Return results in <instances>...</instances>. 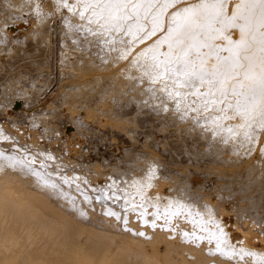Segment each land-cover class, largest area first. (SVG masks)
Wrapping results in <instances>:
<instances>
[{"label": "bare ground", "instance_id": "6f19581e", "mask_svg": "<svg viewBox=\"0 0 264 264\" xmlns=\"http://www.w3.org/2000/svg\"><path fill=\"white\" fill-rule=\"evenodd\" d=\"M211 2L212 0H208L209 4H211ZM238 2L239 0H231L229 5L225 8V12L228 15H231L232 12L235 11V4ZM135 3H136L135 8H133L132 4H128L124 6L117 5V4H112V5L90 4L89 6L85 7V4L82 2V0H79V2L78 0H67L68 6L66 7L64 0H0V51L4 52V54L6 55V56L4 55L5 56L4 59L6 61L9 59L8 61H10V63L8 64H11L12 67H17V69H19L22 64H27L26 66H29L28 69L31 68L30 64L31 63L33 64L34 59H35V58L32 59V56H34L33 54L35 53V50L39 52L38 56H40V54L46 55L45 53L46 50H44L43 48V47H46L48 50L51 51V53L49 52L50 53L49 55L51 56H49V60H48L49 64L46 63L42 65L41 68L43 70H46L45 72H47L50 76L52 75L53 65L55 66V69H57L58 71L59 66L61 67V62L74 63L72 59H69L67 57L69 54L67 55L63 53L62 48H66L67 50L69 49L73 50L76 48L75 47L76 42L73 40L74 41L73 44L67 43L66 42L67 40L66 41L63 40L62 34L66 32V30H68L70 33H73L74 32L73 25L75 24L76 21H79V22L81 21L82 24H84L85 26L89 28H93L94 30L96 26H98L100 27L99 33L101 36L100 37L101 40L106 41L105 39H107L108 44H106V46L101 45V43L103 42L99 41L100 42L99 44L101 46L100 47H98L99 45L98 46L94 45V46L98 47V50H101V51L100 52L98 51V53H95L97 55H93V56L86 55V57L83 56V58L88 59V61H85L86 63L83 64L80 67V69H77V70L73 69V70H76L79 76L83 78V81H80V86H84L87 89L91 87V90L92 89L94 90L92 83L101 84V81H103L105 84L104 86H102L103 88L101 90V94L104 95V97L106 95H112L115 92H118L119 97L124 100V96L128 95L130 97V100L131 98L134 99L135 103L141 104V102L143 101L148 102L149 103V105L147 106L148 111L153 113V118H148L149 115L147 116V118H145L144 116L142 117L140 114L139 116L140 118L138 119L142 120L141 117L143 118V123L141 124L139 123L141 121L138 122L136 121L137 119H134V115L136 113H139V111H137L138 110L137 106L132 103H131L132 105H130L129 107H132L133 109H130L125 104L126 108H129V109L123 112L122 108L124 106L123 107L121 106L122 111L120 114L117 113L115 115L116 116L115 118H110V117L106 118V115L103 118L96 117V115H94L93 113V109L91 108L92 106L91 104H90L91 106L89 107L87 105L86 106L83 105L85 110L82 114L80 111V115L78 117H74V115L70 117L73 123H76L78 125L85 124L89 126V124L92 123V122L89 123V121L93 120V117H94V125L96 126L97 124V126H99V129L106 128L117 134V132L120 133V131H118V128L120 129L121 126H122L121 128L123 127L125 128L124 124H128L130 122L132 123L133 121V122H137L136 124L137 127L135 129L133 127L130 130L131 127L129 126L130 127L129 130L130 131L133 130L135 132L134 134H137V133L139 134L140 132H144V135H145L144 136L145 138L143 137L144 142L140 144L141 149L139 148L140 146H135L137 148H135L134 146H130L128 148L125 147V149L121 147L124 150H127L129 148L130 149L128 152L126 151L127 154L125 156L123 155V157H119L121 156V154L117 155L119 157L118 160H120L118 162L117 161L113 162V160L115 159L113 157H116L114 156L116 153H114V150H113V148L115 147H112V148L109 147L110 149L113 150V153H114V155L112 156L113 160H109L104 157L102 159L101 158L93 159V157H91L92 160L91 159L87 160L85 159V156H84L85 161H82V163H79L78 161L75 160L77 163L76 164L77 166L81 164L80 166H82V169L85 168L86 170V171L84 170L85 172L82 170L84 173H82V171L79 172L78 169L80 168V166L79 168H76L75 167L76 165H74L75 163L71 161L73 159L70 157L73 155L72 153L75 152L74 150L75 147L73 149L72 146L74 145V143L71 146L72 142L68 140L71 138L69 136L70 134L69 135L65 134L66 136L70 138L65 137V139L68 138L66 139L68 141L64 143V146L62 148L60 147L61 149L59 152L60 155H58V153L55 151H58L59 149L57 150L56 149L57 146L55 147L53 143L55 144L56 142L59 143L58 142L59 140L56 142L51 141L53 142L52 144L48 142L49 144L53 145V147H55L54 148L55 151H53L50 146L49 147L51 149L50 148L44 149V146L43 148L42 147L38 148V146L41 143L39 144L40 140L38 141V137L35 136V133L33 130L29 129L28 131L29 132L30 130L33 131L34 135L32 133H29L27 134V136H25L23 140L21 139V137L23 136L24 132L23 134H21L20 132L21 135L19 134V137L22 140L21 142H23L21 143V145L24 144L25 146H27L26 144H28L32 147V150L30 149V152L28 150V152L26 151L27 153L22 152L23 154H21L16 149L22 150L23 147H20L21 145L18 143L19 141L15 143V141L12 140L16 137L15 136L16 134L15 135L13 134L16 132L12 131L13 133H9V134L10 135L13 134V135L10 138H8L9 136L6 137L8 132H6L5 130L7 127L5 128L4 127L5 124L4 125L1 124L2 126L1 128H5V129L3 130L0 129V264H256V263H260V261L264 262V246L258 248V246L254 244L255 241L250 242L251 239L254 238L252 237L250 239V236L252 235L255 236V233L257 231H254L253 228H250V225L252 224L248 223V225H245V226L240 225L244 222L243 217H242L241 223L237 222L236 220V223H239L238 225L242 226L239 229L237 228L236 229L239 230L242 236H244L243 240L240 239V241H242L240 243L241 244L240 248L242 249V251L244 250L245 254L247 253L246 254L247 257L249 254V258H244L242 256L243 258L240 257L241 259L240 262L232 259V257H234L232 255H231L232 257L229 258V256L223 255L224 257H222L219 254H215V252L213 251L214 249L213 250L211 249V251L214 252V255L210 254L211 256H208L205 252L206 249L204 248V246H206V243H204V245L201 247L200 245L197 247L196 245H194L193 242L192 244L190 241H188L191 239L188 238L187 240V236H190V233H192L191 232L192 228L190 226L191 224H188V222L193 223L191 221L193 216L197 218L196 220L199 221L197 222V224L193 223L195 226L198 227L199 233L202 230H205L207 233L209 229H211L212 231L214 227H219L220 230L221 229L223 230V231L221 230L220 232V234H222V238H225L226 240H228L229 239L228 234H227L228 230L226 231L224 230L225 222L222 220L221 215H219L221 212L219 213L220 209L218 208V206H217L218 210H215L213 202H211L210 199L207 200L205 198H203L205 199L204 204L200 203L201 206L196 205V202L195 204H192V203L186 204L187 202H185L183 199L181 200L180 199L181 197L180 198L179 196L176 197V195H178V192L180 193L178 189L179 184L177 185V183L173 181V177L175 175H177V177L178 175L182 176L184 169L179 168L180 166L178 163L179 162L181 163L180 159L183 158L182 156L183 150L187 148L186 145L190 146L194 150L198 149L199 150L198 154L200 153V155L204 158L205 156L204 150L207 146L206 142H208L207 136L209 137V140L214 139V141L217 144H219L220 147H222L221 145L223 146L228 145L235 149V148H240L237 146L242 147L243 145L246 144L245 146L247 148V145L251 143L250 146L259 145L262 148H264V127L261 126L262 122H264V111H262L264 110V94H262V91L264 90L261 89V85H260L261 78L262 76H264V64H262V60H264V51L260 50L261 49L260 41L262 39L260 33L264 32V28H260L258 26V21H257V27L251 33H247V32L245 33L246 39L249 43V48L246 52H242L239 60L236 61V58L234 57L233 53L229 51H225V49L231 48L233 47V45H230L228 41L223 39L222 37L228 36L231 38V40L238 41L240 39V31L238 27L228 28V27H225L224 24L220 22H217V21L210 22V13H211L210 8L199 9L196 11L194 16L188 17V14H183V15L174 17V14L176 12L178 11L182 12L185 7H192L193 5L203 4L204 0H178V2L174 6H167V7H165L164 0H155V2H152V3H149L148 0H143V2H141V0H135ZM28 12L31 13L30 15L32 16H29V17H32V18H29L28 16L27 18L25 16H24L25 18L22 17L24 13L27 14ZM237 23L242 24L244 23V21L240 20V21H237ZM19 26H24L22 27L21 30H19V31H22L21 32L22 35H20V33L14 34L15 31H18ZM154 28H155V31H153ZM118 29L119 31L117 33L116 31ZM215 29H223L222 34L215 31ZM11 30H14V33H12L13 31ZM87 34L85 36H88ZM72 36L74 35L72 34ZM91 36H93V34H91ZM31 40L34 41L35 43L31 44L28 47L27 45L28 43H30ZM21 43L24 44V46L25 44L27 45L25 47L21 46L22 49L18 50V48L20 49V47L16 46L17 47L16 48L15 44L18 45ZM82 43H84L83 40H82ZM169 45H171V48L169 47ZM1 58H3V56L0 57V66H3V64L5 63L2 64ZM37 58L38 57H36V59ZM83 58L80 61H82ZM59 62H60V65H59ZM237 64L240 66H236ZM67 68H70V67H67ZM8 69H9V66H8ZM7 74L8 76L10 75L9 73ZM19 75L21 76V74ZM56 77H57L56 75H53V77L50 76V82H48L49 84L47 83L48 85L45 91H47L48 89H53V87L55 88V86H57L60 83V81H57V82L53 81L56 79ZM79 79L80 78H78V80L76 81H79ZM65 83H66V80H65ZM241 85H243V87H241ZM35 92H37V90ZM50 95L52 96L53 93H51ZM3 97L8 98L7 95ZM47 97H48V93H47ZM56 97H57V93H56ZM52 98H54V96ZM87 99L89 100V98ZM90 99H92V97ZM98 100H99V97H98ZM128 101L129 99L127 100V102ZM23 102H25V100ZM29 104H32V103H29ZM107 104H110V103L108 102ZM65 106L63 107L65 108ZM63 107L61 108V110H64ZM12 108L13 107H11V109ZM34 108H36L35 105H34ZM1 109H4V108H1ZM105 109H108V108L106 107ZM18 110H15V111L18 112ZM7 111H6V114L8 113ZM13 113L11 110V114ZM35 114L37 113L35 112ZM39 114H40V111L38 115ZM65 114H68V112ZM70 115H71V112H70ZM20 116H18L17 118H19ZM2 117L3 116H1L0 118ZM9 117L11 116H8V118ZM15 117L16 116H14L13 119H15ZM23 117H24V114H23ZM2 119H4V117ZM113 119L115 120L112 121ZM19 120L20 118L18 119V121ZM50 120L52 121V119ZM56 120H59V119H56ZM59 123L61 122H58V124ZM157 123H159V125L155 126ZM147 124H149V126H155V127L152 129H148ZM19 126L20 128H22L21 125ZM52 126L54 125L52 124ZM92 126L93 125H91L90 127L92 128ZM97 126L96 127L93 126L94 129L95 128L98 129ZM10 127H13V126H10ZM74 128L76 129L80 127L78 126ZM97 129L95 130L97 131ZM8 130L11 131L10 129ZM66 130L67 128L63 131H66ZM108 130L105 132H108ZM114 130H117V131H114ZM126 130H128V128ZM26 131L27 130H25V132ZM177 131L179 132L182 131L183 133L185 132L186 134L182 135V137H179V135H177L178 137H175L172 133L177 132ZM154 132L162 133L163 137L162 136L160 137H162L163 139L159 137L158 139L159 140L162 139L159 142L161 143L162 147L165 146L163 147L164 150L168 148L167 150L170 151L169 154H167L166 151L164 150L162 151H164V153L167 154L165 156H162L163 152H161L162 154L157 153L158 151L160 152V150H157L156 152V150L154 149L155 146L153 147V144L156 143L157 141H153L154 143H151V141L154 138L153 135H155ZM38 133L39 132H37V134ZM74 133L72 132V134ZM102 133L104 134V132H101V134ZM108 133L109 135L113 136L112 137L113 140L116 139L115 133H114L115 136L113 134H110L111 132H108ZM125 133L127 134V132ZM163 133L164 134L171 133V135L170 134L164 135ZM105 134L107 136V138L105 139L106 141H108V135L107 133ZM75 135L76 134H74L73 137ZM118 135H121V133ZM124 137H126V135ZM135 137L133 138L132 142L139 141L140 143L141 139L138 140ZM16 138H18V136ZM117 138L119 137L117 136ZM205 138H206V142H205ZM6 139L7 140L9 139L10 140V141L8 140L9 142L11 141L14 142V143L12 142L10 143V149L12 148L13 150L7 149L9 147L8 142H6V144H1L3 143L1 141L3 140L6 141ZM74 139H76V137ZM120 140L124 141L127 139H124L121 136ZM120 140L116 139V142L115 140L113 142H115V144L118 145L117 141L119 142ZM78 141L79 140H77L76 142ZM246 142H249V143H246ZM42 143L47 144L46 141L45 143L44 142ZM123 143L124 142H122V144ZM136 143L135 145H137ZM104 144H106V142ZM127 145L129 146V144H127L126 142V146ZM99 146L100 147H97L98 149L102 147L101 145ZM118 146L116 147L118 148ZM245 146L243 147L245 148ZM182 147H186V148L182 150ZM252 148L250 149L252 150ZM258 148L260 147H257V150L259 151ZM25 149H29V148H24L23 150L25 151ZM104 149L106 150L105 147ZM220 149H223V148H220ZM245 149H243V151ZM215 150L216 152L213 153L212 155L217 156V158L220 156H223L224 151H226L225 147L223 149L224 151L222 152L220 150H218L220 151L218 152L217 149ZM253 150L257 152L255 148ZM61 151L62 152L67 151L68 154L70 155L72 154L71 156L64 155L62 157L63 160L61 159L60 161L62 162L60 163H63L62 165H65L66 167L70 166L71 163H74L73 164L74 166L72 168L73 170L69 168L70 170L64 169L66 171L64 170L60 171L58 168L60 166H58L57 168L56 167L54 168V166L52 167L50 161L53 162L52 159L54 160L56 158L58 159V157L61 156ZM191 151L189 152H191L193 156L195 152L193 150ZM245 151H246L245 153L244 152L242 153V152H239V149H238V151L235 150L234 153H236L237 155L242 153L240 154L241 156L243 154L244 156H246V154L247 156L248 155L250 156V154L247 153V150ZM99 152L96 151L94 153H99ZM101 152L99 153V155L101 154ZM108 152L109 151H107V154ZM119 152H122V151H119ZM187 152L188 151H186V153ZM79 153L78 155L84 154V152L80 154ZM225 153H227V151ZM251 153H252L251 155L253 156L256 155V154H253L254 151H251ZM261 153L264 154V152H259L260 156H261ZM196 154H197V150H196ZM198 154H197V158H198ZM88 155H86V158H88L87 157ZM99 155H97V157H94V158H99ZM227 155H229V153ZM253 156H250V157H253ZM259 157H253V158L257 159ZM263 157L262 159L261 158L259 159L263 160L264 159ZM223 158L220 157L221 160H223ZM226 158L224 159L226 160ZM47 159L48 160L50 159V161L47 162ZM78 159L79 158H77V160ZM185 160H188V159H185ZM245 160H247V158ZM233 161H234L233 163H235V158H233ZM255 161L257 163V160ZM162 162L163 163L165 162L163 165H166V162H167V164H169L170 166L169 165H167V167L164 166L163 171L165 172H162V174H159L161 176L158 175L159 177H156L157 171H158V169L156 171V164L162 163ZM242 162L240 161L241 164ZM250 162H248V164ZM193 163L191 162L192 165H194ZM221 163L223 162H220V164ZM171 164H173L174 166L171 167ZM195 164L198 165L199 160H198V163H195ZM205 164H203L202 166H204ZM217 165L219 166V159H218ZM236 165L239 166L240 164H236ZM236 165H233L234 170L237 167ZM183 166L181 164V167ZM205 166H206V169H208L209 167L207 166H210V164L205 165ZM240 166H243V164ZM248 166L249 165H247L246 167ZM211 167L213 168V166ZM60 168L63 169L62 167ZM74 168H76L78 172ZM99 168L100 170L97 171ZM220 168H221L220 170H222L224 167H220ZM233 168L231 167L229 169L233 170ZM252 168L256 170L255 169L256 167L255 168L252 167ZM216 169H214V171ZM227 169L228 168H226L225 170L228 171ZM259 169L262 170L260 167ZM102 170L104 172H102ZM220 170H217V171L219 172ZM230 170L229 172H231ZM246 170L247 168H245V172ZM100 171L103 175L105 173L106 178H109L107 182L104 183L105 186L108 184L111 185V187H108V186L104 187V195L107 191L108 196L110 195L113 196V200L114 199L116 200L115 202L117 203V205H119V207L121 206V209L118 210L117 208H115V206H110L109 204L107 205L106 202H105L106 203L105 205L101 203V206L100 204L99 206H97V203L95 204L93 202L94 199H92V196L94 195V193L91 196V195L86 194V192L85 193L81 192L82 190H80V188H85L87 186L85 183H84L85 186L82 185L83 184L82 180L84 179V176L90 177L89 176L90 172L91 173L95 172L96 174L98 173L100 176V173H99ZM203 171H205L204 167H203ZM203 171H201L202 172L201 176H203L204 174ZM184 172H188L189 173L188 175H190L191 170L190 171L184 170ZM229 172L228 173L226 172V173L229 174ZM249 172L253 176V173H251V171ZM256 172H258V170ZM263 172L260 171L261 174H264ZM112 173L115 175V177L113 175H110ZM192 173L188 178L192 176ZM231 174H229V176ZM236 174H240L241 176L240 172H236ZM166 175L167 177L170 176L171 181L170 179L169 180L167 179ZM93 176L90 177V180L91 178H93ZM211 176L209 175V177ZM261 176L262 175H260V177ZM241 177L244 178V175ZM254 177L257 178L256 176ZM191 178L193 179V177ZM198 178L200 180V176ZM233 178L235 179L237 177L233 176ZM253 178L249 177L248 179L253 181ZM94 179H95V176H94ZM201 179H205V177ZM216 179H218V177ZM224 179H226V177ZM227 179H228V176H227ZM248 179L244 181H249ZM261 179H264V178H261ZM95 180H94V183H95ZM185 180L187 181V179ZM233 180L232 182L235 185V180L234 181ZM259 180H256V184H257V181L259 183L263 182V180L262 181L261 180L259 181ZM218 181H221L220 178ZM239 181L241 183L243 182L241 181V179H239ZM239 181H238V184H239ZM172 182H173V185L170 186ZM181 182L182 181L180 180V183ZM229 182L230 184H232L231 181ZM250 182L249 184H252ZM198 183L200 182L198 181ZM89 184H91V182H89ZM99 184L101 185V183ZM174 184H176L177 186L175 187V189L172 188L174 187ZM226 184H229V183L227 182ZM244 184H246V182H244ZM203 185L201 184V187ZM253 185L254 184H252V186ZM257 185L256 186L254 185V187L259 188L261 186V185L260 186L258 185L257 187ZM92 186H94V184ZM213 186L215 187V184ZM241 186H234L236 188H234L233 190L237 189V187L241 188ZM249 186L251 189V185ZM112 187L117 188V189L114 191ZM192 187H194V185ZM195 187H197V185ZM199 187L200 186H198V188ZM101 188L99 189L100 191H101ZM224 188H227V187H225L224 185ZM240 188L238 190H242V188L241 189ZM261 188H263V183H262ZM189 189L190 191H193V190L195 191L196 188H193V190L192 188H189ZM189 189L187 190V192L189 191ZM199 190L201 189H198L197 192ZM229 190H230V187H229ZM244 190L245 189H243L242 191ZM258 190L259 191L261 190V193H264L262 192V189H258ZM237 191L235 193L240 192V191L238 192ZM252 191H253V187H252ZM195 192L193 193L195 194ZM201 192L203 191L201 190ZM225 192H226V189H225ZM90 193L91 191H89V194ZM209 193H213V192L210 191ZM252 193L255 194L256 189H255V192L253 191ZM203 194L205 195L204 192L202 193V195ZM222 194H223L222 196H224V192ZM245 194H248L247 196H249L250 192L247 191V193L245 192ZM258 194L256 195L257 198L260 197ZM202 195H199V196H202ZM204 195L203 197H205ZM227 195H228V192H227ZM227 195L225 197L228 198L229 195L228 196ZM232 195L234 196L233 192H232ZM100 196L101 195H99L98 197ZM194 197L196 198V195ZM235 197L236 196H234V198H231V201L230 200L229 201L232 202V199L237 200L239 198V201L241 202V199H242L243 200L242 202L244 204V199H247L244 197L243 198L238 197L236 199ZM210 198H212V196ZM252 198L253 200L255 199L254 196ZM261 198L263 199V197ZM200 199L201 197L199 198V200ZM249 199L251 198L249 197ZM256 199H255V202H256ZM247 201H245L246 202L245 205H248ZM219 203L221 204V200L219 201ZM225 204H228V203L226 202ZM229 204L228 206H230L232 203L230 205ZM235 204L236 203H234L233 205L235 206ZM250 204L251 203H249L248 205L249 207H250ZM183 205L188 206V208H185L186 211H183ZM242 206H243L242 204L238 206V203H237V207L240 208ZM256 206L253 207V209L256 208ZM260 207H263V205ZM243 208L244 207H242L241 209ZM250 208L252 209V207ZM250 208H248V210ZM104 209L106 210L108 214L104 215L102 213V210ZM227 209H226V212L229 211ZM232 209H233V206H232ZM185 212L188 215H185ZM230 212L231 211H229V213ZM258 213L259 212H257V214ZM252 214H249L248 212L247 215H252ZM247 215L246 217L248 219ZM253 215L251 217L256 216V215L254 216ZM118 216L123 217L124 228L127 227L129 232L122 230V227H121V230H120V227L119 228L115 227L116 224H119V223L114 222V220H116ZM241 216H238V219H240ZM252 219L253 218H251V220ZM260 219H263V218L260 217ZM260 219H258L257 221L260 222ZM253 220L255 221V219ZM257 221H255V224L257 223ZM152 224H154V226H152ZM116 226H121V225H116ZM255 227H258L259 229V226L257 224ZM263 227H264V224H263ZM194 231L195 233H197V229H195ZM218 233L219 232H217V234ZM258 235H261V233H258ZM261 238H262L261 241H264L262 236L259 239ZM194 241L196 240L194 239ZM222 241L224 242V239L223 240L221 239V241H219L218 243ZM207 242L212 244L214 241L209 240ZM229 242L231 241L229 240ZM229 242L227 241V247L226 245H224L227 248L226 250L229 249L228 248ZM238 242H237V245L236 243L234 244L238 246L239 244ZM201 244H203V242ZM220 244L222 245L224 243H220ZM232 244L230 243V245ZM235 245L234 247H236ZM232 246H230L231 248L229 250L233 249ZM214 247L215 245L211 248H214ZM216 247H217V253H218L219 247L218 246ZM222 248L220 247V249ZM240 248L237 247V251ZM223 249L225 250V248ZM229 250L226 252L229 253ZM208 251L210 252L209 249ZM232 251L236 252V250L235 251L232 250ZM232 251H230V253H232ZM239 252L241 253V251ZM240 253H236L235 255H238ZM240 255H242V253Z\"/></svg>", "mask_w": 264, "mask_h": 264}, {"label": "rangeland", "instance_id": "374dc122", "mask_svg": "<svg viewBox=\"0 0 264 264\" xmlns=\"http://www.w3.org/2000/svg\"><path fill=\"white\" fill-rule=\"evenodd\" d=\"M29 13V14H28ZM27 14L26 13H24V15H22V17H26L27 18V16L29 17V16H32V15H30L31 13L30 12H28ZM24 17V18H25ZM19 18H20V16H19ZM29 18H32V17H29ZM78 23V24H77ZM77 24V25H76ZM82 22L80 21H76L75 22V24L73 25V28H74V32L73 33H70L68 30H66V32H64L62 35V38H63V40H67L66 42L67 43H70V44H73L74 43V41L76 42L75 43V49H69V50H67L66 48H62V50H63V53H65V54H69L67 57L69 58V59H72L73 61H74V63H72V62H61V67L59 66L60 65V62H59V70L57 71V69H55V66L53 65V70H52V75H50L51 77H53V75H56L57 77H56V79L55 80H53L54 82H57V81H60V83L57 85V86H55V88L53 87V89H48L47 91H45L46 90V87H47V85L49 84L48 82H50V76H49V74L47 73V72H45L46 70H43L41 67H42V65H44V64H49L48 63V60H49V56H51V55H49L50 53H51V51L50 50H48L46 47H43L44 48V50H46L45 51V53H46V55H41L40 54V56H38V51H36L35 50V53L33 54L34 56H32V59L33 58H35L34 59V62H33V64L31 63L30 65V67L31 68H29L28 69V67L29 66H26L27 64H22L21 65V67L20 66H18V67H20L19 69H17V67H12V65L11 64H8V63H10V61H6L4 58H5V54H4V52H1L0 51V57H2L3 56V58H1L2 59V64L3 63H5V64H3V66H0V115L1 116H3L4 117V119H2V118H0V129H5L6 127V132H8L7 133V136L6 137H8V138H10L13 134L17 137L18 136V138L20 139V137H19V134H20V132H21V134H23V132H24V134H23V136L21 137V139L23 140L24 138H25V136H27V134H29V133H32L33 134V131H34V133H35V136H37L38 137V141L40 140V142H39V146H38V148L39 147H42L43 148V146H44V149H46V148H52V150L53 151H55V147L57 146V150L58 151H55V152H57L58 153V155H60V147L62 148L63 146H64V143L65 142H67L68 140H70V142H72L71 143V146H72V144L74 143V145L72 146L73 147V149H74V147H75V152H73L71 155L70 154H68L67 153V151H61V156H59L58 157V159L56 158L55 160L54 159H52L53 160V162H51L50 161V159L48 160L47 159V162H49L50 161V163H51V165H52V167L54 166V168L56 167H58V166H60V167H62L63 169H61L60 167H58L59 168V170L61 171H63L64 169H66V170H68L69 168L70 169H72L73 168V166L74 165H76L77 163H76V161H78L79 163H82V161H85V159H87V160H89V159H91L92 160V158L91 157H93V159H102L103 157L104 158H107V159H109V160H113V158H115L114 160H113V162H118V161H120V160H118L119 159V157H123V155L125 156L126 154H127V152L129 151V149H127V150H124L125 149V147L126 148H128V147H130V146H140V144H142L143 142H144V132H140L139 134L137 133V134H134L135 132L132 130V131H130L133 127H134V129L137 127L136 126V124H137V122H133L132 121V123L130 124V123H128V124H124V126H125V128L123 127V128H121L120 127V129L118 128V131H120V133H121V135H118V134H120L119 132H117V134L115 133V132H113V131H111V130H108V129H99V126H97V124H96V126L98 127V129L97 128H95V129H97V131H98V133H97V131L94 129V127H96L95 125H94V117H93V120H90L89 121V123H91V124H89V126L88 125H85V124H83V125H78V124H76V123H73V121H71V119H70V117H72L73 115H74V117H78L79 115H80V111H81V114L84 112V106H91V108L93 109V113H94V115H96V117H101V118H103V117H105V115H106V118L108 117H110V118H115L116 116V114L117 113H121V111L123 110V112L125 111V110H127V109H133L132 107H129L130 105H132V104H135L136 106H137V111H139V113H136L135 115H134V119H137L136 121H141V122H139V123H143V116L145 117V118H147V116L149 115V117L148 118H153V113H151V112H149L148 111V105H149V103L148 102H146V101H143V102H141V104L139 103H135V101H134V99L133 98H131V100H130V97L128 96V95H126V96H124V100L123 99H121L120 97H119V94H118V92H115L114 94H112V95H106L105 97H104V95H102L101 94V90H102V86H104V82L103 81H101V84L100 83H98V84H96V83H92V85H93V87H94V90L92 91L91 90V87L89 88V89H87V88H85L84 86H80V81H83V78L82 77H80L79 76V74H78V72L76 71L77 69H80V67L83 65V64H85L86 62L85 61H88V59H84L83 58V56H85L86 57V55L87 56H93V55H97V54H95V53H98V51L100 52L101 50H98V47H100L101 45H105L106 46V44H108V42H107V39H105L106 41H102L101 40V36H100V27H98V26H96V28H95V30L93 29V28H89V27H87V26H85L84 24H82ZM76 26V27H75ZM22 27H24V26H19V28H18V31L19 30H21L22 29ZM81 27H83V28H81ZM76 29V30H75ZM92 29V30H91ZM11 31H13L12 33H14V30H11ZM15 31V33L14 34H19L20 33V35H22V31ZM68 31V32H67ZM118 31H119V29L116 31L117 33H118ZM70 33V34H69ZM75 33V34H74ZM88 33V34H87ZM69 34V35H68ZM72 34L74 35V36H72ZM81 34V35H80ZM83 34V35H82ZM88 35V36H85V35ZM89 34H90V36H91V34H93V36H89ZM98 34V35H97ZM72 37H71V36ZM70 36V37H69ZM76 36V37H75ZM80 36V37H79ZM82 36H83V38H82ZM69 37V38H68ZM85 37H86V39H85ZM89 37V38H88ZM73 38V39H72ZM99 38H100V40H99ZM78 39V40H77ZM88 39V40H87ZM97 39V40H96ZM74 40V41H73ZM78 42H77V41ZM82 40H83V42L84 43H82ZM85 40V41H84ZM32 41V40H31ZM30 41V43H28V45L27 44H25V46L27 45L28 47L31 45V44H33V43H35L34 41H32L31 42ZM73 41V42H72ZM89 41V42H88ZM92 41V42H91ZM99 41H101V42H103V43H101V45L99 44L100 42ZM87 42V43H86ZM93 43V44H92ZM82 44V45H81ZM35 45V44H34ZM82 47H81V46ZM92 45V46H91ZM94 45H96V46H98V47H96V46H94ZM14 46V45H13ZM16 46H18V47H20V49L18 48V50H21L22 49V47H25L24 46V44H18V45H16L15 44V47ZM22 46V47H21ZM79 46V47H78ZM90 46V47H89ZM17 48V47H16ZM82 48H84V49H82ZM62 50H61V52H62ZM79 50V51H78ZM65 51V52H64ZM37 52V53H36ZM50 52V53H49ZM75 52V53H74ZM83 52V53H82ZM74 53V54H73ZM81 53V54H80ZM3 54V55H2ZM5 55V56H4ZM36 55V56H35ZM30 56V57H31ZM36 57H38L37 59H36ZM76 57V58H75ZM46 58V59H45ZM83 58V60L82 61H80L81 59ZM3 59H4V61H3ZM45 61H44V60ZM30 60V59H29ZM39 60V61H38ZM40 60H41V62H40ZM77 60H79V61H77ZM6 61V62H5ZM39 62H40V64H39ZM37 63V64H36ZM81 63V64H80ZM7 64V65H6ZM39 64V65H38ZM66 64H68V65H66ZM80 64V65H79ZM7 67H6V66ZM25 65V66H24ZM75 65V66H74ZM8 66H9V69H8ZM24 68H23V67ZM27 67V68H26ZM35 67V68H34ZM39 67V68H38ZM67 67H70V68H67ZM60 68H61V70H60ZM89 68H91V67H89ZM5 69V70H4ZM6 69H8V70H6ZM24 69V70H23ZM32 69V70H31ZM55 69V70H54ZM73 69H76V70H73ZM3 70H4V72H3ZM14 70V71H13ZM20 72H19V71ZM28 70V71H27ZM38 70V71H37ZM39 70H40V72H39ZM7 71V72H6ZM32 71V72H31ZM45 73H44V72ZM57 71V72H56ZM54 72H55V74H54ZM2 73V74H1ZM7 73H9L10 75V77L8 76V74ZM32 75H31V74ZM5 76H4V75ZM13 74V75H12ZM19 74H21V76L19 75ZM50 74H51V72H50ZM58 74V75H57ZM78 74V75H77ZM16 75V76H15ZM23 75V76H22ZM34 75V76H33ZM62 75V76H61ZM3 76V77H2ZM37 76V77H36ZM46 76V77H45ZM79 76V77H78ZM87 76H89V75H87ZM5 77V78H4ZM12 77V78H11ZM29 77V78H28ZM34 79H33V78ZM41 77V78H40ZM75 77V78H74ZM7 78V79H6ZM17 78H18V80H17ZM22 80H21V79ZM30 78H31V80H30ZM63 78V79H62ZM78 78H80L79 79V81H76V80H78ZM81 78H82V80H81ZM14 79V80H13ZM40 81H39V80ZM45 81H44V80ZM53 79V78H52ZM74 79H75V81H74ZM12 80V81H11ZM65 80H66V83H65ZM2 81H3V83H2ZM63 81V82H62ZM71 81V82H70ZM39 82V83H38ZM71 84H70V83ZM79 82V83H78ZM48 83V84H47ZM68 83V84H67ZM2 84H3V86H2ZM14 84V85H13ZM61 84V85H60ZM67 84V85H66ZM12 85V86H11ZM63 85V86H62ZM70 85V86H69ZM74 85V86H73ZM6 88H5V87ZM3 87V88H2ZM16 87V88H15ZM62 87V88H61ZM82 87H83V89H82ZM99 87V88H98ZM7 89V90H5V89ZM11 88V89H10ZM18 88V89H17ZM27 88H28V90H29V92H28V90H27ZM51 88V87H50ZM57 88V89H56ZM3 89H4V91H3ZM65 91H64V90ZM71 89V90H70ZM76 89V90H75ZM81 89V90H80ZM37 90V92H35ZM58 90V91H57ZM60 90H62V91H60ZM74 90V91H73ZM12 91V92H11ZM31 91V92H30ZM55 93H54V92ZM4 92H6V93H4ZM9 92V93H8ZM32 92H34V93H32ZM42 92H44V93H42ZM45 92H46V94H45ZM69 92V93H68ZM80 92H81V94H80ZM88 92V93H87ZM100 92V93H99ZM1 93H3V94H1ZM13 93H14V95H13ZM29 93V94H28ZM47 93H48V97H47ZM51 93H53V95L51 96L50 94ZM56 93H57V97H56ZM83 93V94H82ZM4 94H6L7 96H8V98H6V97H3V96H6V95H4ZM34 94H35V96H34ZM71 94V95H70ZM80 94V95H79ZM97 94V95H96ZM133 94V93H132ZM2 95V96H1ZM31 95V96H30ZM60 95V96H59ZM82 95V96H81ZM117 95V96H116ZM34 96V97H33ZM40 98H39V97ZM41 96H42V98H41ZM54 96V98H52ZM63 96V97H62ZM70 96V97H69ZM84 96V97H83ZM87 96V97H86ZM3 97V98H2ZM18 97V98H17ZM25 97V98H24ZM36 97V98H35ZM47 97V98H46ZM81 97V98H80ZM92 97V99H90ZM95 97H96V99H95ZM98 97H99V100H98ZM102 97V98H101ZM104 97V98H103ZM2 98V99H1ZM30 98V99H29ZM51 98H52V100H51ZM87 98H89V100L87 99ZM106 98V99H105ZM111 98V99H110ZM120 98V99H119ZM126 98V99H125ZM6 99V100H5ZM12 99V100H11ZM31 99H32V101H31ZM61 99V100H60ZM73 99V100H72ZM129 99V101L127 102V100ZM4 100V101H3ZM14 100H15V102H14ZM25 100V102H23ZM29 102H28V101ZM41 100V101H40ZM69 100V101H68ZM93 100V101H92ZM122 100V101H121ZM10 101V102H9ZM13 101V102H12ZM18 103H17V102ZM39 101V102H38ZM44 101V102H43ZM49 101H50V103H49ZM79 101V102H78ZM96 101V102H95ZM105 101V102H104ZM5 102V103H4ZM48 102V103H47ZM69 102V103H68ZM71 102V103H70ZM89 102V103H88ZM93 104H92V103ZM110 103V104H107V103ZM130 102V103H129ZM15 103H17V104H15ZM29 103H32V104H29ZM47 103V104H46ZM87 103V104H86ZM123 103V104H122ZM132 103V104H131ZM6 104H7V106H6ZM14 104H15V106H16V108H15V106H14ZM39 104V105H38ZM43 104V105H42ZM71 104V105H70ZM91 104V105H90ZM100 104H101V106H100ZM125 104H126V106L127 107H129V108H126V106H125ZM127 104H129V105H127ZM19 105H20V107H19ZM29 105V106H28ZM34 105H35V107L37 108H34ZM66 105V106H65ZM70 105V106H69ZM75 105V106H74ZM84 105V106H83ZM95 105V106H94ZM102 105H103V107H102ZM51 106V107H50ZM63 106H65V108L63 107ZM120 106V107H119ZM123 108H122V107ZM135 106V107H136ZM140 106V107H139ZM142 106V107H141ZM11 107H13L12 109H11ZM19 107V108H18ZM29 109H27V108ZM39 107V108H38ZM43 107V108H42ZM49 107V108H48ZM63 107V109L65 110H61V108ZM73 107V108H72ZM95 107V108H94ZM102 107V108H101ZM108 108V109H105V108ZM1 108H4V109H1ZM5 108H6V110H5ZM25 108V109H24ZM60 110H58V109ZM67 108V109H66ZM69 108V109H68ZM76 108V109H75ZM114 108V109H113ZM121 108H122V110H121ZM20 111H19V110ZM22 109V110H21ZM35 109H36V111H35ZM55 109H57V110H55ZM73 110V112H72V110ZM83 109V110H82ZM96 109V110H95ZM119 109V110H118ZM147 109V110H146ZM8 110V111H7ZM11 110H12V113L13 114H11ZM15 110H18V112L17 111H15ZM24 110V111H23ZM33 112H31V111ZM43 110V111H42ZM71 110V111H70ZM95 110V111H94ZM3 111V112H2ZM5 111V112H4ZM6 111L8 112L7 114H6ZM26 111V112H25ZM29 111H30V113H29ZM39 111H40V114L38 115V113H39ZM107 111V112H106ZM115 111V112H114ZM10 112V113H9ZM35 112L37 113V114H35ZM67 113L68 112V114H65V113ZM70 112H71V115H70ZM78 112V113H77ZM98 112H99V114H98ZM103 112V113H102ZM110 112H112V113H110ZM3 113H4V115H3ZM17 113H19V114H17ZM55 113V114H54ZM76 113V114H75ZM97 113V114H96ZM102 113V114H101ZM106 113H108V114H106ZM149 113V114H148ZM10 114V115H9ZM23 114H24V117H23ZM27 116H26V115ZM57 114H59V115H57ZM65 114V115H64ZM101 114V115H100ZM140 114H141V119L142 120H140V119H138V118H140L139 116H140ZM11 116V117H9L8 118V116ZM20 115H22V116H20ZM31 115V116H30ZM37 115V116H36ZM55 115V116H54ZM60 115H61V117H60ZM98 115V116H97ZM137 115V116H136ZM0 116V117H1ZM7 118H6V117ZM14 116H16L15 117V119H13V117ZM18 116H20L19 118H20V120L18 121V119L19 118H17ZM67 116V117H66ZM113 116V117H112ZM152 116V117H151ZM57 117H59V118H57ZM95 117V118H96ZM12 118V119H11ZM26 118V119H25ZM35 118V119H34ZM48 118V119H47ZM53 118H55V119H53ZM60 118H61V120H60ZM66 118V119H65ZM68 118V119H67ZM6 119V120H5ZM47 119V120H46ZM50 119H52V121H53V123H52V121L50 120ZM56 119H59V120H56ZM65 119V120H64ZM91 119V118H90ZM17 120V121H16ZM22 120H23V122H22ZM27 122H26V121ZM68 120V121H67ZM115 119H113L112 121H114ZM11 121V122H10ZM61 122V123H59L58 124V122ZM69 121H70V123H69ZM25 122H26V124H25ZM50 122V123H49ZM8 123H10V124H8ZM17 123V124H16ZM69 123V124H68ZM1 124H5V128H1L2 126H1ZM7 124V125H6ZM23 124H24V126H23ZM47 124V125H46ZM48 124H50V125H48ZM52 124L54 125V126H52ZM61 124V125H60ZM66 124V125H65ZM18 125V126H17ZM19 125H21V127L23 128H20V126ZM63 125V126H62ZM70 127H69V126ZM91 125H93L92 126V128L90 127ZM134 125V126H133ZM159 125V123H157L155 126H158ZM10 126H13V127H10ZM43 126H45V127H43ZM65 126V127H64ZM80 127V128H74V127ZM85 126V127H84ZM89 128H87V127ZM131 128H130V127ZM155 126H149V124H147V128L148 129H152V128H154ZM26 127H27V129H26ZM40 127V128H39ZM63 128V129H61V128ZM14 128V129H13ZM20 128V129H19ZM67 128V130L66 131H63V130H65ZM128 128V130H126ZM129 128H130V130H129ZM8 129H10L11 131H9ZM18 131H17V130ZM23 131H22V130ZM29 129H31V130H33V131H31L30 130V132L28 131ZM42 129V130H41ZM69 129H70V131H69ZM96 131H94V130ZM125 129V130H124ZM16 130V131H15ZM25 130H27L26 132H25ZM62 130V131H61ZM100 130H101V132H104V134L102 133L101 134V132H100ZM103 130V131H102ZM108 130V132H111L110 134H113L114 136H115V134H116V136H115V138L117 139V140H120L121 139V136H122V138H124V139H127V140H120L121 141V143H120V141L118 142L117 141V144L119 145V143H120V145L118 146V145H116L115 144V142H116V139H114L115 140V142H113L114 140L112 139V135H109V133L108 132H105V131H107ZM123 132H122V131ZM16 132V133H13V132ZM80 131V132H79ZM114 131H117V130H114ZM130 131V132H129ZM19 132V133H18ZM37 132H39L38 134H37ZM47 132V133H46ZM63 132H65V133H63ZM67 132V133H66ZM72 132L74 133V132H76V133H74V134H76L74 137H73V135L74 134H72ZM79 132V133H78ZM84 132V133H83ZM100 132V133H99ZM125 132H127V134L125 133ZM133 132V133H132ZM151 132V131H150ZM179 131H177V132H174V133H172L175 137H178L177 135H179V137H182V135H184V134H186L185 132L183 133L182 131H180L179 133H178ZM9 133H13V134H9ZM26 133V134H25ZM59 133V134H58ZM105 133H107V135H108V141H106V139L105 138H107V136H106V134ZM115 133V134H114ZM155 133V135H153L154 136V138H153V140L151 141V143H154L153 141H157L156 143H154L153 144V147H154V149L156 150V152H157V150H160V152L158 151L157 153L158 154H162L161 152H163V154H162V156H165V155H167V154H169L170 153V151L169 150H167L168 148H166L165 150H164V148L163 147H165V146H163L162 147V145H161V143L159 142V141H161L163 138V135H162V133H159V132H157V133H159V134H157L156 132H154ZM183 133V134H182ZM20 134V135H21ZM46 134V135H45ZM58 134V135H57ZM65 134H67V135H69L70 137H68V136H66ZM89 134V135H88ZM92 134V135H91ZM100 134V135H99ZM123 134V135H122ZM146 134V133H145ZM161 134V135H160ZM164 134V133H163ZM166 134H168V133H165L164 135H166ZM170 135H171V133H169ZM168 134V135H169ZM180 134H181V136H180ZM207 134H209V133H207ZM207 134H206V136H207ZM34 135V134H33ZM39 135V136H38ZM62 135V136H61ZM72 135V136H71ZM89 137H88V136ZM97 135V136H96ZM126 135V137H124ZM142 137H141V136ZM159 135V136H158ZM172 135V136H173ZM15 136H13V137H15ZM44 136V137H43ZM80 138H79V137ZM83 136V137H82ZM96 136V137H95ZM99 136V137H98ZM100 136H101V138H100ZM117 136L119 137V138H117ZM129 138H128V137ZM136 136V137H135ZM157 138H156V137ZM160 136H162V137H160ZM14 138V139H12V140H14L15 141V143H17L18 141V143L21 145V143H23V142H21L22 140L20 139H18V138ZM65 137H68V138H70V139H68V138H66V139H68V140H66L65 139ZM76 137V139H74ZM132 137V138H131ZM137 138L138 140L139 139H141L140 140V143H139V141H136V142H138V143H136L135 141H133L132 142V140H133V138ZM144 137V138H143ZM146 137H148V136H146ZM158 137L159 138H162L161 140H159L158 139ZM43 138V139H42ZM56 138V139H55ZM59 138V139H58ZM61 138H62V140H61ZM64 138V139H63ZM79 138V139H78ZM111 138V139H110ZM17 141H16V140ZM81 139V140H80ZM84 139V140H83ZM92 139V140H91ZM98 139V140H97ZM102 139V140H101ZM129 139V140H128ZM136 139V140H137ZM155 139V140H154ZM207 141L208 142H206V138H205V142L207 143V146H208V148H207V146H206V148H207V150H206V148H205V150H204V158L200 155V153L198 154V152H199V150L198 149H196L197 150V154H198V158H197V154H196V150H194V149H192L190 146H188V145H186L187 146V148H188V150H187V148L186 147H182V150L184 149V148H186V149H184L183 150V158H181L180 159V161H181V163L179 162L178 164H179V168H183L185 171H190L191 170V172H190V175H191V173H192V176L191 177H193V179H195V180H193L191 177L190 178H188L190 175H188L189 173L188 172H184V170H183V173H182V176L184 177V175H185V179H187V181L181 176V175H178V177H177V175H175L174 177H173V181L174 182H176L177 183V185L179 184V191H180V193L178 192V195H176V197L177 196H179V198L182 200H184L185 202H187L186 204H188V203H192V204H195V202H196V205H200L201 206V204H204V201H205V199H207V200H211V202H213V205H214V208H215V210H218V208L220 209L219 210V213L221 212V213H223V214H219L218 212V214L219 215H221V218H222V220L225 222V224H224V230L226 231V230H228V232H227V234H228V237H229V239L228 240H226L225 238H222V234H220V232H221V230H220V228L219 227H214L213 229H212V231H211V229H209L208 230V234L206 233V231L205 230H202L200 233L202 234H200L199 233V231H198V227L197 226H195L193 223H195V224H197V222H199L198 220H196L197 218H195L194 216H193V218H192V222L193 223H191V222H188V224H191L190 226H191V232L192 233H190V236H187V240H188V238L189 239H191V240H188V241H190L191 243L193 242L194 243V245H196L197 247L200 245V247L201 246H203L204 245V243H206V246H204V248L206 249V254L208 255V256H211V255H214V252H215V254H219V255H221L222 257H224L223 255H225V256H229V258L230 257H232V256H234V257H232V259H234V260H236V261H238V262H240V257L241 258H249V254H248V257H247V253L245 254L244 253V250L242 251V249L240 248L241 247V242L242 241H240V239L241 240H243V237L244 236H242V234L239 232V230H237V229H239L240 227H242V226H240V225H248V223L249 224H252V225H250V228H253V230L254 231H257L256 233H255V236L254 235H252V236H250V239L252 238V237H254V238H252L251 239V241L250 242H254V244H256V246H258V248L259 247H263L264 246V241H261L262 240V238L261 239H259L261 236L263 237V240H264V227H263V224H264V193H261V190L259 191L258 189H262V192H264V179H261V178H264V174H261L260 173V171L261 172H263L264 171V159L263 160H261L262 159V157H263V153H261V156L259 155V152H264V148H262L261 146H257V147H260V148H258L259 149V151L257 150V147L254 145H252V146H250V144H248L247 145V148H246V144L245 145H243V146H245V148L243 147H241V146H237V147H240V148H233V147H231V146H228V145H221L222 147H220V145L219 144H217L215 141H214V139H211V140H209V137L207 136ZM9 140V139H8ZM7 139H6V141L5 140H3V141H1V142H3V143H1V144H6V142H8L9 143V147L7 148L8 150H11L10 149V143L12 142V143H14L13 141H11V142H9ZM59 140V141H58ZM61 140V141H60ZM73 140V141H72ZM77 140H79L78 142H76ZM105 140V141H104ZM4 141H5V143H4ZM44 142L45 143V141H46V143L47 144H43L42 142ZM51 141H54V142H56V141H58L59 143H57L56 142V144L55 143H53V142H51ZM81 141V142H80ZM85 143H84V142ZM95 141H97V142H95ZM102 141V142H101ZM111 141V142H110ZM127 142V144H129V146L127 145L126 146V142ZM128 141H129V143H128ZM48 142H50L51 144L53 143L54 144V146L55 147H53V145H51V144H49ZM76 142V143H75ZM88 142V143H87ZM92 144H91V143ZM106 142V144H104ZM108 142V143H107ZM111 144H110V143ZM122 142H124L123 144H122ZM80 143V144H79ZM100 143V144H99ZM103 143V144H102ZM135 143L137 144V145H135ZM216 143V144H215ZM246 143H249V142H246ZM59 144V145H58ZM83 144V145H82ZM85 144V145H84ZM110 144V145H109ZM123 146H122V145ZM139 144V145H138ZM159 144V145H158ZM214 144V145H213ZM27 146H25L24 144L23 145H21L20 147H23L22 148V150H20V149H16V150H18L19 151V153H21V154H23V153H27L28 152V150H29V152H30V149L32 150V147L30 146V145H28V144H26ZM45 145H47V146H45ZM88 145V146H87ZM99 145H101L102 147V149L101 148H97V147H100ZM106 145H108V146H106ZM113 145V146H112ZM125 145V146H124ZM50 146V147H49ZM59 146V147H58ZM116 146H118V148L116 147ZM159 146H161V147H159ZM213 146V147H212ZM216 146V147H215ZM248 146H250V147H248ZM90 147V148H89ZM91 147H93V148H91ZM96 147V148H95ZM104 147L106 148V150L104 149ZM110 147V148H112V147H115V148H113V150H114V153H116L115 155H114V153H113V150L112 149H108V148ZM121 147H123V148H121ZM134 147H132V148H134ZM159 147V148H158ZM224 147H225V150L227 151V153H225L226 151H224L223 149H224ZM253 147V148H252ZM24 148H29V149H25V151L23 150ZM50 148V149H51ZM85 148V149H84ZM120 148V149H119ZM135 148H137V147H135ZM140 149H141V146L139 147ZM138 148V149H139ZM162 148V149H161ZM191 148V149H190ZM220 148H223V149H220ZM249 148V149H248ZM250 148H252V150L250 149ZM256 149V151L258 152H255V150H253V149ZM87 149H88V151H87ZM122 149V150H121ZM142 149H144V148H142ZM190 149V150H189ZM215 149H217V151L218 150H220L221 152L222 151H224V155L223 156H220L221 158H223L224 156V158H226V160L223 158V160H225V161H223V160H221L220 159V157H218L217 158V156H213L212 154L213 153H215L216 152V150ZM238 149H239V152H246L245 150H247V153L248 154H250V156H253V155H251L252 153H251V151H254V153L253 154H256V155H254L253 157H259V158H261V159H259V158H253V157H250L249 155L247 156V154H246V156H244V154L241 156L240 154H242V153H240L239 155L242 157H240L239 155H237L236 153H234V151L235 150H237L238 151ZM240 149H241V151H240ZM243 149H245L244 151H243ZM13 150V149H12ZM77 150V151H76ZM81 150V151H80ZM92 150V151H91ZM104 150V151H103ZM118 150V151H117ZM162 150H164V151H166V153H164V151H162ZM191 151V150H193L195 153H194V155L192 156V153L191 152H187L186 153V151ZM234 150V151H233ZM249 150V151H248ZM262 150V151H261ZM27 151V152H26ZM90 151H91V153H90ZM101 152V156L99 155V153H94V152ZM107 151H109L108 152V154H107ZM119 151H122V152H119ZM124 151V152H123ZM127 151V152H126ZM210 151V152H209ZM220 151H218V152H220ZM231 151H233V152H231ZM23 152V153H22ZM77 152V153H76ZM83 153L84 152V154H81V155H78V153ZM104 152V153H103ZM126 152V153H125ZM231 152V153H230ZM62 153H64V154H62ZM76 153V154H75ZM79 153V154H80ZM88 153H89V155H88ZM111 153H113V154H111ZM125 153V154H124ZM184 153H185V155H184ZM191 153V154H190ZM207 155H206V154ZM229 153V155H227ZM234 153V154H233ZM75 154V155H74ZM106 154V155H105ZM119 154H121V156H117V155H119ZM196 154V155H195ZM237 156H236V155ZM67 156V155H69V156H71L70 158H72L73 160H71V161H73L74 163H68V164H70V166H65V165H62L63 163H60V162H62V161H60L61 159L63 160V156ZM78 155V156H77ZM86 155H88L87 157L88 158H86ZM93 155V156H92ZM94 155H96V156H94ZM97 155H99V158H94V157H97ZM104 155V156H103ZM116 156V157H113L112 158V156ZM234 156V157H232V156ZM75 156V157H74ZM81 158H80V157ZM84 156H85V159H84ZM106 156V157H105ZM181 156V157H182ZM201 158H200V157ZM229 156V157H228ZM231 156V157H230ZM237 158H236V157ZM244 156V157H243ZM79 158L78 160H77V158ZM206 157H207V159H206ZM74 158H76V159H74ZM112 158V159H111ZM188 159L189 160V158H190V160H191V162L193 163L194 161V165H192L191 164V162H190V160L188 161V160H185V159ZM192 158V159H191ZM214 158H215V160H214ZM229 158V159H228ZM232 158V159H231ZM233 158H235V163L236 164H240V165H242L243 164V166H237L235 163H233L234 161H233ZM243 158H247V160H245V159H243ZM264 158V157H263ZM158 159V158H157ZM182 159H183V161H182ZM193 159H195V160H193ZM218 159H219V166L220 167H224L225 169L226 168H228L227 170L228 171H226L224 168L222 169V170H220L221 168L217 165L218 164ZM231 159V160H230ZM255 159V160H257V163H256V161L253 160ZM258 159H259V161H258ZM76 160V161H75ZM198 160H199V164L197 165V164H195V163H198ZM203 160V161H202ZM214 160V161H213ZM229 160V161H228ZM239 160V161H238ZM242 160H243V162H242ZM249 160V161H248ZM252 160V161H251ZM261 160V161H260ZM159 161V160H158ZM240 161L242 162V164L240 163ZM251 161V162H250ZM161 162V161H160ZM186 162H187V164H186ZM191 164H189V163ZM205 162H206V164H205ZM216 162V163H215ZM220 162H223V163H221L220 164ZM248 162H250L249 164H248ZM258 162H260V163H258ZM58 163V164H57ZM165 163V162H164ZM163 162L162 163H158V164H156V171H157V169H158V171H157V175H156V177H159V176H161V175H159V174H162V172H165V171H163L164 170V166H166L167 167V165H169V164H167V162H166V165H163L164 164ZM183 163H185V164H183ZM201 163V164H200ZM210 164V166H207V167H209L208 169H206V166L205 165H209ZM216 164V165H214V164ZM55 164V165H54ZM61 164V165H60ZM74 164V165H73ZM181 164H182V166L183 167H181ZM188 164H189V166H188ZM203 164H205L204 166H202ZM212 164V165H211ZM247 164V165H249L248 167H246L245 165ZM81 165V164H80ZM79 165V166H80ZM162 165H163V167H162ZM196 165V166H195ZM222 165H224V166H222ZM233 165H236L237 167H236V169L234 170V168H233ZM250 165H251V167H250ZM65 168H64V167ZM79 166H75L76 168H79ZM157 166H158V168H157ZM170 166V165H169ZM174 165L173 164H171V167H173ZM192 166H194L195 167V169H194V167H192ZM198 166V167H197ZM211 166H213V168L211 167ZM216 166V167H215ZM261 166H263V167H261ZM203 167L205 168V171H203ZM233 168V170L231 169H229V168ZM240 167V168H239ZM245 167V168H247V170H248V172L249 171H251V173H253V176H252V174H250V172L248 173L247 172V170H246V172H245V168L243 169V168ZM252 167H256L255 169L256 170H254ZM259 167L262 169V170H260L259 169ZM76 168H74V169H76ZM84 168V167H83ZM185 168H187V169H185ZM197 168V169H196ZM217 168V169H216ZM69 169V170H70ZM188 169H190V170H188ZM214 169H216L215 171H214ZM237 169H238V171H237ZM239 169H241V170H239ZM250 169V170H249ZM66 170H64V171H66ZM73 170V169H72ZM79 170V172L80 171H84L85 170V168L84 169H82V166H80V168L78 169ZM93 170V169H92ZM100 170V168L97 170V171H99ZM104 170V169H103ZM102 170V172H104ZM212 170V171H211ZM217 170H220L219 172L217 171ZM229 170L231 171V172H229ZM258 170V172H256ZM76 171H77V169H76ZM82 171V173H84ZM96 171V172H97ZM201 171H203L204 172V174H203V176H201ZM214 171V172H213ZM222 171H224V172H222ZM243 171V172H242ZM254 171V172H253ZM78 172V171H77ZM200 172V173H199ZM229 172V174H231L230 176H229V174H227V173ZM236 172H240L241 173V176H243L244 175V178L243 177H241L240 176V174H236ZM95 172H90V174H89V176L90 177H92L93 175L95 176V179H94V176H93V178H91V180H90V177H85L84 176V179L82 180V185H84V183L87 185L85 188L87 189H85V188H80V190H82L81 192L82 193H85L86 192V194H88V195H93V193H94V195L92 196V199H94L93 200V202L96 204L97 203V206H99V204H100V206H101V203L103 204V205H105L106 203H107V205L109 204L110 206H115V208H117L118 210L119 209H121V206L119 207V205H117V203L115 202L116 200L114 199L113 200V196H108V194H107V191H106V193H105V195H104V187H106V186H108V187H111V185L110 184H108V185H106L105 186V184L104 183H106L107 182V180L109 179V178H106V176H105V173H104V175L101 173V171L99 172L100 173V176H99V174L97 175L96 173V175L94 174ZM195 173H196V175H195ZM200 175H199V174ZM210 173V174H209ZM214 173V174H213ZM244 173V174H243ZM256 175H255V174ZM257 173H258V175H257ZM264 173V172H263ZM92 174V175H91ZM208 174V175H207ZM218 174V175H217ZM220 174V175H219ZM223 176H222V175ZM226 174V175H225ZM247 176H246V175ZM262 175L261 177H260V175ZM110 175H113L114 177H115V175L112 173V174H110ZM159 175V176H158ZM169 175V174H168ZM206 175V176H205ZM209 175L211 176V177H209ZM214 175V176H213ZM217 175V176H216ZM225 175V176H224ZM105 176V177H104ZM195 176V177H194ZM200 176V180H199V177ZM227 176H228V179H227ZM231 176H232V178H231ZM233 176H235V177H237V178H233ZM251 177V178H253L254 176H256L257 178H253V181L252 180H250V179H248L249 177ZM96 177H98V178H96ZM103 177V178H102ZM166 177H167V175H166ZM197 177V178H196ZM205 177V179H201V178H204ZM218 177V179H216ZM226 177V179H224V178ZM240 177V178H239ZM88 178V179H87ZM101 178V179H100ZM181 178V179H180ZM210 178V179H209ZM215 178V179H214ZM219 178H220V180L221 181H218L219 180ZM223 178V179H222ZM246 178V179H245ZM262 181L263 180V188H261V186H262V183L260 182H258L257 181V184L260 186L259 188H256V187H254V185L256 186L257 184H256V180H259V179ZM87 181H86V180ZM106 179V180H105ZM167 179L169 180L170 179V176L169 177H167ZM179 179V180H178ZM183 179V180H182ZM213 179V180H212ZM230 179V180H229ZM235 180V185H234V183L232 182V180ZM239 179H241V181H243L242 183L239 181ZM249 180V181H244V180ZM94 180H95V183H94ZM99 180H100V182H99ZM176 180V181H175ZM180 180L183 182H181L180 183ZM190 180V181H189ZM200 182V183H198V181ZM203 180V181H202ZM209 180V181H208ZM215 180V181H214ZM217 180V181H216ZM233 180V181H234ZM259 180V181H260ZM170 181H171V179H170ZM170 181H168V182H170ZM179 181V182H178ZM195 181H196V183H195ZM229 181H231L232 182V184H230V182ZM238 181H239V184H238ZM251 181V182H250ZM89 182H91V184H89ZM97 182H98V184H97ZM103 182V183H102ZM185 182V183H184ZM187 182V183H186ZM212 182V183H211ZM215 182V183H214ZM218 182V183H217ZM229 183V184H226V183ZM244 182H246V184H244ZM247 182H248V184H249V182L250 183H252V184H254L253 186H252V184H249V185H251V189H250V186L247 184ZM88 183V184H87ZM99 183H101V185L99 184ZM189 183V184H188ZM190 183H192V184H190ZM210 183V184H209ZM215 184V187L213 186L214 184ZM217 183V184H216ZM219 183H221V184H219ZM240 183H241V185H243L244 186V188H243V186H241L240 185ZM94 184V186L95 185H97V186H92ZM198 184H200V185H198ZM201 184L203 185L202 187H201ZM213 184V185H212ZM110 185V186H109ZM173 185V182H172V184L170 185V186H172ZM188 185V186H187ZM194 185V187H192V186ZM197 185V187H195ZM211 185V186H210ZM218 187H217V186ZM222 185H223V187H222ZM224 185H225V187H227V188H224ZM230 187V190H229V187ZM258 185H257V187H258ZM85 186V185H84ZM198 186H200L199 188H198ZM213 186V187H212ZM220 186V187H219ZM234 186H241V188H242V190L243 189H245L244 191H242V190H238L239 188L237 187V189H235L236 191L238 190V191H240V192H242V193H235L236 191L235 190H233L234 188H236V187H234ZM248 186V187H247ZM102 187V188H101ZM175 187H177L176 186V184H174V187H172V188H174L175 189ZM186 187H187V189H186ZM192 188V190H193V188H196L197 190L198 189H201L204 193H205V197H203V195H202V193L203 192H201V190H199L198 192H197V190L195 189V191L197 192H195L194 190L193 191H190V189L189 188ZM210 187H211V189H210ZM247 187V188H246ZM252 187H253V191L255 192V189H256V193L260 196V197H258V198H260V199H258L257 198V194L255 193H252L253 191H252ZM97 188V189H96ZM101 188V191L99 190ZM184 188V189H183ZM209 188V189H208ZM224 190H222V189ZM232 188V189H231ZM240 188V189H241ZM249 188V189H248ZM112 189L115 191L117 188H114V187H112ZM189 189V191L187 192V190ZM207 189V190H206ZM225 189H226V192H225ZM185 190V191H184ZM209 190V191H208ZM222 190V191H221ZM228 190V191H227ZM248 192H250V194L252 195V197L254 196L255 197V199H256V202H258L259 203V201H260V205L258 204V203H256L255 202V199L253 200V198L251 197V195L249 194V196H247L248 194H245V192L247 193V191ZM251 190V191H250ZM258 190V191H257ZM89 191H91V193L89 194ZM208 193H207V192ZM213 192V193H209V192ZM214 191H215V193H216V195H215V193H214ZM220 191V192H219ZM237 191V192H238ZM96 192H97V194H98V192H99V194H98V196L99 195H101L100 197H102V198H100V197H98L97 196V194H96ZM187 192V193H186ZM193 192H195V194L193 193ZM201 192V193H200ZM219 192V193H218ZM224 192V196H222L223 193ZM227 192H228V195H227ZM231 192V193H230ZM232 192H233V194H234V196H236L235 198L237 199L238 197H241V198H247V199H244V204H243V200L241 199V202L239 201V198L237 199V200H235V199H232V202H230L231 201V198H234V196L232 195ZM190 193V194H189ZM192 193V194H191ZM218 193V194H217ZM262 195H261V194ZM103 194V195H102ZM183 194V195H182ZM211 195L212 196V198H210L211 196H209V195ZM212 194H214V195H212ZM192 195V196H191ZM196 195V198L194 197ZM199 195H202V196H199ZM228 196V198L227 197H225V196ZM230 195H231V197H230ZM241 195H243V196H241ZM90 196V197H91ZM207 196V197H206ZM233 196V197H232ZM247 196V197H246ZM109 197H110V199H109ZM184 197V198H183ZM195 199H194V198ZM201 197V201L199 200V198ZM209 197V198H208ZM221 197H223V198H221ZM249 197L251 198V199H249ZM261 197H263V199L261 198ZM187 198H189V199H187ZM203 198H205V199H203ZM215 198V199H214ZM230 198V199H229ZM100 199H101V201H100ZM113 201H112V200ZM214 199V200H213ZM103 200V201H102ZM107 200V201H106ZM221 200V204L219 203V201ZM230 200V201H229ZM249 201V203H251L250 204V207H252V209L248 206L249 205V203H248V201ZM258 200V201H257ZM97 201V202H96ZM100 201V202H99ZM214 201H216V202H214ZM217 201H218V203H217ZM235 201H237V202H235ZM245 201H247V204L248 205H245ZM99 202V203H98ZM106 202V203H105ZM109 202V203H108ZM194 202V203H193ZM228 203L229 204V202H230V206H228V204H225V203ZM236 203L235 204V206L233 205L234 203ZM252 202H254V203H252ZM201 203V204H200ZM216 203V204H215ZM237 203H238V206H240L241 204L243 205L242 207H244L243 209H241L242 207H237ZM112 204V205H111ZM240 204V205H239ZM255 205L256 206V208H254L253 209V207H255V206H253V205ZM252 205V206H251ZM263 205V207H260V206H262ZM217 206H218V208H217ZM221 208H220V207ZM228 206V207H227ZM232 206H233V209H232ZM224 207V208H223ZM231 207V208H230ZM236 207V208H235ZM250 208L249 210H248V208ZM185 208H188V206H185V205H183V211H186L185 210ZM217 208V209H216ZM227 209V210H229V211H231L230 213H229V211H227L226 212V209L225 210H223V209ZM237 208H239V209H237ZM261 208V209H260ZM263 208V209H262ZM232 209V210H231ZM245 209V210H244ZM247 209V210H246ZM214 210V211H215ZM253 210V211H252ZM236 211H237V213H236ZM240 211V212H239ZM244 211H245V213H244ZM249 212V214H254V215H256V216H254L253 214V216L255 217H251L252 215H247L248 214V212ZM252 211V212H251ZM101 212V211H100ZM105 212V213H104ZM216 212V211H215ZM226 212V213H225ZM251 212V213H250ZM257 212H259L258 214H257ZM102 213L104 214V215H106V214H108L107 212H106V210L104 209V210H102ZM229 215H228V214ZM232 213H236L237 214V216H236V214L234 215V214H232ZM242 213V214H241ZM243 213H244V215H243ZM242 216H241V215ZM185 215H188L186 212H185ZM246 215L248 216V219H247V217H246ZM258 215V216H257ZM184 216V215H183ZM238 216H241L240 217V219H238ZM261 218H263V219H260V217ZM242 217H243V220H244V222L242 223V224H240V225H238L239 223H236V220H237V222H240L241 223V220H242ZM260 219V222L259 221H257L258 219ZM236 218V219H235ZM251 218H253V219H255V221H257V225L259 226V229H258V227H255L256 226V224H255V221L252 219L251 220ZM120 219V220H119ZM194 219V220H193ZM196 220V221H195ZM248 220V221H247ZM249 220H250V222H249ZM118 221V222H117ZM254 222V224H253V222ZM261 221H263V222H261ZM114 222H116V223H119V224H116V225H121V226H116L115 225V227H120V230H121V227H122V230H124V231H126V232H129V230H128V228L127 227H125L124 228V225H123V217L122 216H118L117 218H116V220H114ZM246 222V223H245ZM121 223V224H120ZM259 223V224H258ZM262 225H261V224ZM254 225V226H253ZM152 226H154V224H152ZM239 226V227H238ZM194 227V228H193ZM246 227H248V226H246ZM245 227V228H246ZM237 228V229H236ZM255 228V229H254ZM262 230H261V229ZM195 229H197V233H195V231L194 230ZM217 229V230H216ZM209 231H210V233H209ZM215 231H216V233H215ZM223 231V230H222ZM261 231V232H260ZM212 232V233H211ZM217 232H219L218 234H217ZM258 233H261V235H258ZM213 234H215V235H213ZM221 235V236H220ZM198 236V237H197ZM214 236V237H213ZM259 237V238H257V237ZM216 237V238H215ZM218 237H219V239H218ZM221 237V238H220ZM200 238V239H199ZM212 238V239H211ZM257 238V239H256ZM194 239L196 240V241H194ZM214 241L212 244H210L209 242H207V241ZM217 239V240H216ZM221 239L223 240L224 239V242L222 241V242H220V243H224V244H220V243H218L219 241H221ZM254 239V240H253ZM259 239V240H258ZM207 240V241H206ZM216 240V241H215ZM225 240H226V242H225ZM229 240L231 241V242H229ZM257 240V241H256ZM227 241L229 242L228 244L230 245V243L233 245H230V246H232V248L233 249H231V250H229L231 247L228 245V250H229V253L228 252H226V251H228V250H226L227 248ZM239 241V242H238ZM203 242V244H201ZM237 242L240 244V246H239V244H238V246H236L237 245ZM259 242V243H258ZM261 242H263V243H261ZM192 243V244H193ZM218 243V244H217ZM234 243H236V245L234 244ZM208 245H210V246H208ZM215 245V247L214 248H211V247H213ZM221 245V246H220ZM224 245H226V247L224 246ZM234 245L236 246V247H234ZM216 246H220L221 248L223 247V248H225V250L223 249H220V247L218 248V253H217V247ZM237 247H239L240 249L237 251ZM236 248V249H235ZM208 249L210 250V252L208 251ZM211 249L214 251V252H212L211 251ZM216 250V251H215ZM222 250V251H221ZM232 250H236V252H233ZM223 251H225V252H223ZM230 251H232V253H230ZM239 251H241V253H242V255H240L241 253L239 252ZM209 253V254H208ZM224 253V254H223ZM230 254V255H228V254ZM233 253H234V255H233ZM236 253H240V254H238V255H235ZM244 253V254H243ZM211 254V255H210ZM232 255V256H231ZM243 256V257H242ZM246 256V257H245ZM191 257V256H190ZM237 257V258H236ZM262 261H260V263H256V264H264V262H262Z\"/></svg>", "mask_w": 264, "mask_h": 264}, {"label": "snow or ice", "instance_id": "6c2138e0", "mask_svg": "<svg viewBox=\"0 0 264 264\" xmlns=\"http://www.w3.org/2000/svg\"><path fill=\"white\" fill-rule=\"evenodd\" d=\"M82 2L85 4V7L89 6L90 4H117L121 6L132 4L133 8H135L136 6L135 0H82ZM141 2H143V0H141ZM148 2L152 3L155 2V0H148ZM177 2L178 0H164L165 7L174 6ZM230 2L231 0H212L211 4H209L208 0H204L203 4L193 5L192 7H185L182 12H176L174 14V17L183 14H188V17H190L194 16L196 11L199 9L210 8V22L217 21L224 24V26L228 28L238 27L240 31V39L238 41H233L228 36L222 37L223 39L227 40L230 45H233V47L227 48L225 49V51L233 53L236 61H238L241 53L246 52L249 48V43L246 39L245 33H251L257 27V21L258 26L260 28H264V0H239V2L235 4V11L232 12L231 15H228L225 12V8L229 5ZM64 3L67 7V0H64ZM240 20L244 21V23L238 24L237 21ZM153 31H155V28L153 29ZM215 31L222 34L223 29H215ZM260 35L262 37L260 41V50L264 51V32H261ZM169 47L171 48V45H169ZM262 64H264V60H262ZM236 66L240 65L237 64ZM260 85L261 89L264 90V76H262L261 78ZM241 87H243V85H241ZM262 94H264V91H262ZM261 126L264 127V122H262Z\"/></svg>", "mask_w": 264, "mask_h": 264}]
</instances>
